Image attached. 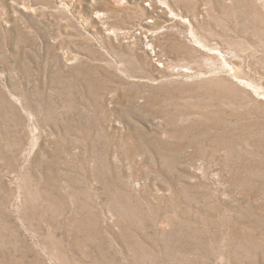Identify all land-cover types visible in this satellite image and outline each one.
<instances>
[{"label": "rangeland", "instance_id": "rangeland-1", "mask_svg": "<svg viewBox=\"0 0 264 264\" xmlns=\"http://www.w3.org/2000/svg\"><path fill=\"white\" fill-rule=\"evenodd\" d=\"M160 1L0 0V264H264V0Z\"/></svg>", "mask_w": 264, "mask_h": 264}, {"label": "bare ground", "instance_id": "bare-ground-1", "mask_svg": "<svg viewBox=\"0 0 264 264\" xmlns=\"http://www.w3.org/2000/svg\"><path fill=\"white\" fill-rule=\"evenodd\" d=\"M108 1V0H107ZM120 1V0H119ZM150 2V7L143 6V2ZM162 1V0H161ZM160 1V2H161ZM109 2L116 4L118 0H109ZM122 2V1H121ZM139 4H142L143 12L145 13L146 20L143 18L140 21V33L139 40L145 42V46L151 45V52L157 57V62H164L167 64V57L165 56L164 49H161L158 45L155 46L154 40L159 38L160 33L163 32L164 29H172L174 28V19L166 14L164 18L162 16L165 14L166 10L164 8L163 3L159 4V0H137ZM120 3V2H119ZM145 4V3H144ZM118 7V6H117ZM167 8V7H166ZM155 15V17H153ZM109 14L106 12H102L97 10L96 17L106 26H110L108 22ZM150 17L152 19L148 20ZM154 22V23H152ZM175 29V28H174ZM133 31V30H132ZM171 31V30H170ZM166 32V31H165ZM131 33V32H130ZM135 33V32H134ZM137 34V33H135ZM162 36V35H161ZM150 37V38H149ZM146 38V39H144ZM184 45V44H183ZM180 47V45H179ZM178 48V47H177ZM181 48V47H180ZM163 50V52H162ZM179 50V49H178ZM195 50V49H194ZM197 56V55H196ZM173 67V66H172ZM195 75V74H194ZM88 93V92H87ZM100 94V93H99ZM96 104V103H95Z\"/></svg>", "mask_w": 264, "mask_h": 264}]
</instances>
